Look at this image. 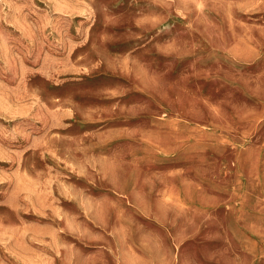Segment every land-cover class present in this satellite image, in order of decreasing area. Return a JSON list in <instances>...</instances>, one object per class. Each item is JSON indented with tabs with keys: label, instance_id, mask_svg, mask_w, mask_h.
Masks as SVG:
<instances>
[{
	"label": "rangeland",
	"instance_id": "rangeland-1",
	"mask_svg": "<svg viewBox=\"0 0 264 264\" xmlns=\"http://www.w3.org/2000/svg\"><path fill=\"white\" fill-rule=\"evenodd\" d=\"M0 264H264V0H0Z\"/></svg>",
	"mask_w": 264,
	"mask_h": 264
}]
</instances>
